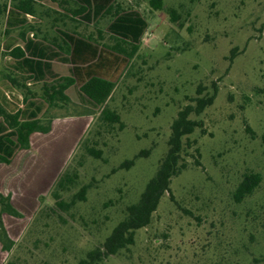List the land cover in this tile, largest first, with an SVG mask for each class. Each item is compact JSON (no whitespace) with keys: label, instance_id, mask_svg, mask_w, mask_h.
I'll return each instance as SVG.
<instances>
[{"label":"rangeland","instance_id":"1","mask_svg":"<svg viewBox=\"0 0 264 264\" xmlns=\"http://www.w3.org/2000/svg\"><path fill=\"white\" fill-rule=\"evenodd\" d=\"M6 1L12 8L13 0ZM33 1L35 13L24 23L13 11L0 17V105L26 117L30 103L37 104L43 124L88 116L86 132L61 171L75 170L77 177L60 196L70 201L81 186L87 189L85 199L60 210L50 196L53 185L32 217L17 216L19 237L3 253V264H76L100 246L155 174L178 111L194 108L201 97L212 101L188 114L197 125L182 137L180 172L170 190L150 223L135 231L133 244L101 264H264V0H163L161 10L148 0H116L118 9L147 21L132 52L107 31L109 15L86 20L74 13L72 0ZM62 31L89 38L106 53L115 55L118 43L128 53L108 73L114 89L106 104L119 123L100 121L101 107L79 96L76 85L69 88L68 105L47 106L42 82L26 79L7 55L27 39L58 51ZM52 66L57 75L69 74L67 63L53 59ZM60 150L52 155L60 157ZM125 160L133 164L121 167ZM249 172L260 175L259 184L237 203L232 193Z\"/></svg>","mask_w":264,"mask_h":264},{"label":"trees","instance_id":"2","mask_svg":"<svg viewBox=\"0 0 264 264\" xmlns=\"http://www.w3.org/2000/svg\"><path fill=\"white\" fill-rule=\"evenodd\" d=\"M72 1L77 7L74 13L82 14L86 20L109 15L107 31L119 41L129 43L132 48L131 52L137 48L147 27V21L138 12L118 9L115 6L116 0ZM33 4V0H13L12 8L8 9L7 1L0 0V17L6 12L13 11L22 18L20 20L24 23L26 15L35 13ZM148 4L154 10H161L163 0H148ZM170 14L171 21H174L173 11ZM60 34L63 41L58 49L63 55L59 51L39 47L35 41L28 39L24 40L22 46L12 47L7 55L26 74V79L42 82L41 97L47 106L55 107L58 101L61 106L68 105L71 100L65 94V90L72 85H77L79 93L84 98L94 106L101 107L100 121L107 126L119 123L118 113L109 109L106 104L114 89V82L100 72L102 63L111 61V59L90 39L66 32H60ZM115 49V55L112 54L114 61L123 60L120 57L121 54H128L120 47L119 43L116 44ZM55 58L70 65L69 75L59 76L53 73L50 61ZM9 80L24 88L26 92L29 90L25 85L26 83H19L15 77H9ZM211 101V97L197 98L194 108L189 106L178 111L176 119L171 124L168 150L159 161L155 174L147 181L138 200L126 207L124 217L112 228L100 246L86 252L85 256L80 258L76 264H101L104 257L115 255L120 250L127 248L128 245L133 244L135 231L150 223L152 213L156 210L162 195L170 190L171 178L180 172L178 162L181 157L182 137L190 134L197 125L196 121L188 119V114L191 111L200 113ZM30 105L33 108L26 117H22L23 112L21 110L9 112L0 105V162H9L16 150L28 148L29 137L33 132H47L49 130L50 120L43 124L42 120L37 117L41 108L34 103H30ZM86 149L90 155L99 157L98 150L91 147H86ZM132 164L133 160H125L121 167L128 168ZM76 177L75 170H66L55 182L50 191V196L54 200V207L57 209L67 210L74 204L76 198L78 200L85 199L87 185L81 186L70 201H65L60 196L62 191L69 189ZM259 181L260 175L258 173L243 174L232 193L234 201L239 203L250 196L258 186ZM51 210L54 209L51 207ZM4 213L19 216L11 205L9 197L0 193V244L3 250L9 252L14 241L8 236L2 222V214ZM4 264L17 263L14 260H7Z\"/></svg>","mask_w":264,"mask_h":264},{"label":"crops","instance_id":"3","mask_svg":"<svg viewBox=\"0 0 264 264\" xmlns=\"http://www.w3.org/2000/svg\"><path fill=\"white\" fill-rule=\"evenodd\" d=\"M54 46L58 49L61 45ZM106 55L111 61L102 63L100 72L108 77L115 61L111 53ZM52 61L53 59L50 61L53 71ZM70 87L65 90V94L72 100L69 94ZM79 96L84 98L80 93ZM88 124L89 119L86 115L53 118L47 132H33L30 135L28 148L16 150L9 162H0V193L9 197L11 205L20 217L30 218L35 213L39 198L51 190L68 156L86 132ZM58 149H61L63 154L60 157L52 155ZM40 152L44 155L37 157ZM16 217L7 213L2 214V222L13 241L20 233ZM4 252L7 251L3 250L0 244V264H3Z\"/></svg>","mask_w":264,"mask_h":264}]
</instances>
